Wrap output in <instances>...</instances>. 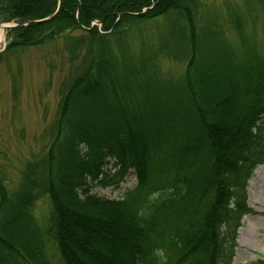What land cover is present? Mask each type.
<instances>
[{"label": "trees", "instance_id": "obj_1", "mask_svg": "<svg viewBox=\"0 0 264 264\" xmlns=\"http://www.w3.org/2000/svg\"><path fill=\"white\" fill-rule=\"evenodd\" d=\"M208 1L0 0V25L17 24L0 65L57 42L68 61L14 187L0 164V264H158V249L167 264H232L243 218L258 213L264 49L240 17L207 20ZM131 173L122 197L93 193Z\"/></svg>", "mask_w": 264, "mask_h": 264}, {"label": "rangeland", "instance_id": "obj_2", "mask_svg": "<svg viewBox=\"0 0 264 264\" xmlns=\"http://www.w3.org/2000/svg\"><path fill=\"white\" fill-rule=\"evenodd\" d=\"M201 5L200 12L209 21L218 20L221 16V23H225L232 16L240 17L245 36L261 50L264 49V0H209ZM206 18L204 22L207 21ZM4 25L11 24L0 25V48L3 50L9 43L7 31L2 29ZM203 25H207V22ZM226 30L230 45L238 47L235 31L230 28ZM175 41L178 42V39ZM218 41L221 42V39ZM218 41L215 43L218 44ZM208 44L213 45L211 42ZM61 47L62 43L57 42L48 47L19 48L11 52L10 60L6 59L0 65V164L6 166L11 187L16 185L22 164L34 149V137L42 133L56 111L57 87L68 70L67 56ZM50 64L54 66L50 67ZM15 74L18 77L16 95L13 92ZM21 134H24V139H21ZM136 183V177L131 173L119 187H97L93 193L117 199ZM248 193L249 204L258 213L243 218L232 264H256L259 259L264 258V217L259 214L264 211V165L255 170L249 182ZM49 210L50 202L44 198L37 204L35 214L45 217ZM51 259L54 262L58 260L54 250L51 251Z\"/></svg>", "mask_w": 264, "mask_h": 264}, {"label": "clouds", "instance_id": "obj_3", "mask_svg": "<svg viewBox=\"0 0 264 264\" xmlns=\"http://www.w3.org/2000/svg\"><path fill=\"white\" fill-rule=\"evenodd\" d=\"M157 195H158V193L157 194H153V196L150 197V199L155 200ZM155 255L158 257V264H167L168 257H167V255H166V253H165V251L163 249H158L155 252Z\"/></svg>", "mask_w": 264, "mask_h": 264}, {"label": "water", "instance_id": "obj_4", "mask_svg": "<svg viewBox=\"0 0 264 264\" xmlns=\"http://www.w3.org/2000/svg\"><path fill=\"white\" fill-rule=\"evenodd\" d=\"M56 15H57V12H56L53 16L49 17V18L46 19V20H51V19L55 18ZM11 27H13V26H5L4 29H9V28H11Z\"/></svg>", "mask_w": 264, "mask_h": 264}]
</instances>
